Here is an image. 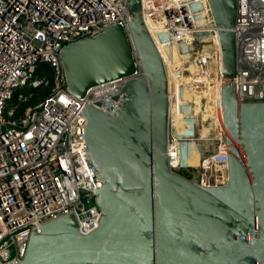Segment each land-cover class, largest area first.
Instances as JSON below:
<instances>
[{
	"label": "built area",
	"instance_id": "2783aa9c",
	"mask_svg": "<svg viewBox=\"0 0 264 264\" xmlns=\"http://www.w3.org/2000/svg\"><path fill=\"white\" fill-rule=\"evenodd\" d=\"M141 8L165 53L157 48L167 78L169 166L200 185H223L222 50L209 1L141 0ZM126 21L127 0H0V264H19L29 224L72 210L80 232L98 226L93 190L101 179L85 152L79 112L86 101L108 102L141 68L135 59L132 73L77 96L67 88L60 50L114 23L129 35ZM233 32L235 94L264 100V0H237ZM192 143L196 164L186 159Z\"/></svg>",
	"mask_w": 264,
	"mask_h": 264
},
{
	"label": "water",
	"instance_id": "95a60500",
	"mask_svg": "<svg viewBox=\"0 0 264 264\" xmlns=\"http://www.w3.org/2000/svg\"><path fill=\"white\" fill-rule=\"evenodd\" d=\"M208 1L222 50L228 181L203 186L170 168L163 60L141 0H127L129 35L114 23L60 50L77 96L132 73L135 59L141 68L108 102L86 101L79 112L85 152L101 179L93 190L98 226L80 232L72 210L29 224L19 264H264V100L235 94L237 0Z\"/></svg>",
	"mask_w": 264,
	"mask_h": 264
},
{
	"label": "rangeland",
	"instance_id": "374dc122",
	"mask_svg": "<svg viewBox=\"0 0 264 264\" xmlns=\"http://www.w3.org/2000/svg\"><path fill=\"white\" fill-rule=\"evenodd\" d=\"M190 148H191V150H190L191 153L189 155H187L186 159H188V161L191 162L192 164H196L197 158H198L197 153L199 154L198 149L195 147V144H193V143L190 145ZM201 148H203V145ZM185 161H187V160H184V162ZM183 173L189 174L186 171H183Z\"/></svg>",
	"mask_w": 264,
	"mask_h": 264
},
{
	"label": "bare ground",
	"instance_id": "6f19581e",
	"mask_svg": "<svg viewBox=\"0 0 264 264\" xmlns=\"http://www.w3.org/2000/svg\"><path fill=\"white\" fill-rule=\"evenodd\" d=\"M151 34V33H150ZM218 41H219V39H218ZM155 43H156V46H157V48L160 50V52L163 54V56L165 57V53H164V51H161L162 50V48H163V44L162 45H160V43H158V41L155 39V41H154Z\"/></svg>",
	"mask_w": 264,
	"mask_h": 264
}]
</instances>
